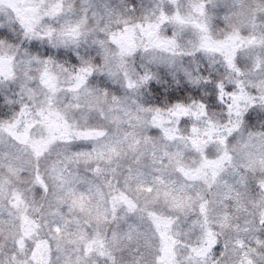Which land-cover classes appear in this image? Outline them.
Wrapping results in <instances>:
<instances>
[{"label":"clouds","instance_id":"9594fccd","mask_svg":"<svg viewBox=\"0 0 264 264\" xmlns=\"http://www.w3.org/2000/svg\"><path fill=\"white\" fill-rule=\"evenodd\" d=\"M0 264H264V0H0Z\"/></svg>","mask_w":264,"mask_h":264}]
</instances>
